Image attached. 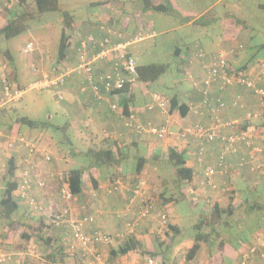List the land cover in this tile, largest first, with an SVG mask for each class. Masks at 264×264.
<instances>
[{"label":"crops","instance_id":"0c3cea01","mask_svg":"<svg viewBox=\"0 0 264 264\" xmlns=\"http://www.w3.org/2000/svg\"><path fill=\"white\" fill-rule=\"evenodd\" d=\"M153 1L155 3H160V1ZM167 1L169 2L168 4L171 6L172 11L171 13H164H170L173 15L180 16L182 19H184V21L177 27L188 28V30L190 29L191 31V35H189L188 37L186 36L184 39H182L184 44L183 48H174V56L177 59L176 63L178 70L185 72L187 75L191 74L193 77L201 78V76L203 75V71L196 57V53L199 49H203L208 55H214L220 48L233 47L240 44L242 45V47L238 48L235 52L234 57H232L231 67L235 70H238L240 68H244V66L246 65L254 64L251 61L238 63V61L240 60L241 51H243V49L246 47L245 41H247L251 37V30L249 27L250 18L248 15H244L242 13H235L233 11L230 12L215 9V4H212L205 10H203L201 13L202 15H200H207V19L199 21L198 24L194 25V23L196 22L194 21V17H192L194 14L188 15L187 12L183 13L181 8L175 7L172 4V0ZM98 3L106 4L107 1H102ZM260 4L264 3H256V6L262 9L260 7ZM117 8L119 9V7ZM117 8L101 9V11L98 12L93 18H88L79 22L76 21L73 27V32L70 34L69 45H67L64 57L60 59L64 70L59 69L58 66L55 65L52 67L49 73L44 74L46 76H56L60 73H64L65 71L74 68L78 64L79 61L76 52V47L78 46V38L76 36L77 32H80L84 36L87 34H93L97 39H101L105 35H107L110 40V45L119 42H129L131 44L138 41H142L146 37L154 36L156 34L153 28L154 25H152V23L145 24L142 20H138L137 14L134 15L133 24L130 23V20H128L127 22L120 21V16H118L119 10ZM2 10L3 9L0 7V26H2L7 21L5 14L1 13ZM190 24H193L194 26L190 27ZM227 24H237L238 31L234 33H227L230 32L227 27ZM102 25L110 26L113 31L111 33H106L105 31L100 29V26ZM210 26L215 27L216 31L209 32ZM139 32L141 34H144L143 37L141 39H135L136 35ZM147 32L152 33L147 34ZM162 32L165 31H161L160 33ZM220 32L222 33V35L220 37H216L217 33ZM195 33L196 35H192ZM98 49V46L91 48L89 55L92 56L98 51ZM128 50L132 55V51L129 49V46ZM5 55L9 56L10 54L5 53ZM137 65L139 66L141 64L137 63ZM235 65H239V67H236ZM92 66L94 68V73L97 75L100 72L109 70L111 67V62L96 59L93 60ZM84 81V75L78 73L71 74L70 76L65 78V81L61 85L55 88L60 92V94L62 93L64 96L61 100L63 101L61 107L62 110L66 112L67 119L64 121L63 126L51 125L49 121H46L48 122V125L43 127V129L38 132V134L36 135L35 143L25 138V132L22 128L20 129V135H12V137L23 138L38 147L40 156L35 160L36 164L41 169L43 177L49 179L48 174L51 172H55L58 170L68 172L70 169H73L62 168V161L66 163L67 161H69V159L67 160V158H65L66 153L60 147L58 140L53 139L50 133L48 132L49 128L54 127L55 129H63V131L70 133L69 138H64V141L69 143L70 139L73 141V143L74 140L87 141L89 139H91L90 141L92 142L93 139H98L99 135H101V145L96 148L98 149L102 146L109 145L113 149V151L116 152L115 158H117V161H114L108 166L99 167L93 165L92 158H90V161L88 163L80 167L83 170L81 176L82 190L79 195L72 196L74 200V202L72 201L74 203V207H72V210L74 214H77L78 211L80 213L81 211L83 212L84 210L87 211L88 209H90V212H92V214L96 216V224L94 223V227H106L107 224H113L114 219L119 220L121 224L119 225L120 227H122L123 223L120 214L123 212L122 210H125L127 208V202L130 197V192L132 188L137 185L138 182L141 180V174L144 170L145 164L150 159V157L147 158L145 154L140 152V145L143 142L146 143V152L147 154L153 156L154 163V159H157V155H159V153H156V147L159 143L161 144V156L164 155L163 153L166 152L169 146L175 143H181L178 139L175 138L169 137L166 139L158 140L153 136H140L130 132V130H128L124 126L123 120L120 115L110 110L106 99H96L90 93L89 90L84 92L80 91L81 83ZM143 82L145 81H139L134 86V100L130 103L128 109V111L130 113H134L139 120L143 122L150 121L154 124H161L163 121L168 120L170 122V128L173 131H177L185 126H191L192 124H195L196 122L200 121V117L195 114L191 109V106H196L200 99V95L194 87H192L191 90L180 91L179 93H175L173 95H170L169 97L152 92H147L146 95H142L136 91V86ZM86 84L87 82L85 83V85ZM145 89L146 87H141L142 91H145ZM0 91L1 96L3 97L2 83ZM212 91L215 95L222 96L223 100L228 104V107H226V109L222 111L223 119L225 121L229 120L231 122H236V127L224 130L225 133L232 132L236 129L238 130L239 128H241L240 126L245 122H249L251 124H262L264 122L262 116L263 107L260 106L257 98L252 94L251 91L238 85L224 87L223 90H219L216 84L213 86ZM154 95L161 96L163 98H166L167 100H170L172 96L176 95L179 100V103H186L188 110L184 115L180 114L178 108H169L167 113L161 112L158 108H155L152 111H146L144 109V104L151 100ZM248 113H250V115H248ZM16 129L15 127L13 128L14 131ZM260 129H264V126H261ZM104 139L107 140V143L104 141ZM189 141H191V139ZM192 141L194 142V139ZM193 142H191L192 147ZM195 143L204 144V141L196 140ZM191 145L190 147L186 148L188 154L187 165L190 166L193 170L194 177L193 180L187 186H183H185L189 190L191 198L195 200L194 202H197V200H199L203 202V204L207 205L210 200L220 201V190H223V188L220 189L219 187H217L216 189H211L209 187H203L198 183V180L201 178L202 175L203 166L206 163L214 164L215 157L217 156V153L221 147L220 142L215 141L213 143L205 144L206 152L203 157L204 165H202L200 162H197V160L195 159ZM91 147L92 146L88 147L89 153H91ZM133 149L137 152L135 156H133ZM57 150H59L61 154H64V157L57 156L58 152L57 154L54 153ZM68 152L69 154L74 155L76 157L79 151L75 152L72 148H69ZM44 153H49L50 155H52V157L54 158L53 161H51L50 163L45 162L42 157ZM242 153L243 150H240L237 154H233L229 157L227 156V161L230 165V169L225 174L216 175L215 180L219 184V186L220 184L226 183L228 181L226 178L228 173L235 172L236 174H242L244 178L250 176L249 174L251 173L253 174V172L249 171L250 169L248 167L237 168L235 166L238 158ZM7 156L8 157H6L5 159H9L10 157L14 156L18 163H23L24 157H26L27 154L23 146H17L10 153H8ZM134 159L137 162L135 163V171H133V168H131V163H133L131 162V160L134 161ZM143 160V170L140 173H137L136 167L138 161L143 162ZM118 176H122L124 178L130 177V179H126V182L121 181L122 184H119L117 188L110 190L111 185L116 182V178ZM260 180L261 178H256L255 183L257 184V181ZM48 184L49 187L46 189V192L43 196L41 193L35 194L37 198L43 200L45 209H57L63 207L64 205H67L71 210L70 203L72 198L69 200V202H64L60 198V182L57 179H49ZM16 199L18 200L17 197ZM164 201L165 202H162L161 200L158 201L157 199V201L154 202L152 212L147 216L146 220L144 219L145 221L143 220L138 224V228L136 227L137 229H135L136 231L133 233L136 238L144 241V244L147 248L157 249L158 251H161L155 257L150 256L154 259V264H264V260L259 256V253L264 252V243H259L261 245H255V247L257 246V254H254L251 258L246 261L243 258V254L247 249L244 244L238 249L232 248V251H227L226 246L229 242H231V240L228 241L226 239L224 243L220 246H217V244H213L214 247L211 250H209L208 247L203 248L202 250L200 249L202 251H199L200 254H198V252L194 258L186 259L187 250L193 243H191V239L177 240V236L175 237L170 233V236L167 237V233L165 232L161 234V239L158 238V236H156L157 238L155 239H151L150 236L155 233L158 234L160 231H158V229L157 231L154 230V228L156 229V227L154 226V221L159 222L158 218L160 217V214L162 212H166V209L169 204L174 202L167 201V199ZM20 204V208H28L24 203ZM114 208L118 209L117 218L116 216L112 215L114 210L110 211V209ZM36 213L39 212L37 211ZM74 214L70 213L71 217L76 218L74 217ZM45 220L48 222V216ZM169 221L172 222V219L169 218ZM50 224L51 223H49V225ZM49 225L47 224V234L51 235V238H47L45 241H50V243L48 244L45 242L44 245V249H46L48 253V255L46 256L47 258L45 257V259H41V257L37 256V254L35 253V249H31L30 252L24 254L23 259H20V264H46L47 262H50L49 260H52L53 258L57 259V264H97L96 262H94L95 255H99L101 257V260H105L111 263L127 261L131 264H148L147 258L149 257L143 255L142 253H140V251L137 250L130 251L127 254L123 255L114 253V250L117 249L121 241V239L116 236V234L119 232L118 230L116 233L110 231L112 233L110 234L113 237L108 245H104L102 243L96 244L94 248V253L83 257L81 256L80 251L74 252L70 250V238L68 237L70 234V229L66 223L63 225L66 229L65 234L62 225ZM113 228L114 227H112L111 230ZM67 237L68 240L64 241V239ZM1 240H4V242H6L7 244L16 243L15 237L13 235L7 238H3ZM19 240L22 239L19 237ZM19 240H17L18 243ZM26 243L35 246L28 240L26 241ZM57 243L60 244L58 247L56 246ZM202 245L203 244H201V247ZM16 247L21 248L22 252H25V249H23L24 246L22 244L16 245ZM2 249L7 250L4 247H2ZM58 250L59 254L57 253ZM66 251H69L71 253H64ZM139 253L141 254V256H143L142 260H138L140 256ZM226 256L230 258V260H227ZM33 257L38 258L41 262L38 260L35 261ZM158 258H161V260H157ZM6 264L14 263L9 262ZM15 264L17 263L15 262Z\"/></svg>","mask_w":264,"mask_h":264},{"label":"rangeland","instance_id":"374dc122","mask_svg":"<svg viewBox=\"0 0 264 264\" xmlns=\"http://www.w3.org/2000/svg\"><path fill=\"white\" fill-rule=\"evenodd\" d=\"M102 1H107V3H98ZM155 1L162 2L163 0ZM165 1L167 0H164L163 2ZM260 2L264 3V0H172V4L175 7L181 8L183 13L187 12L188 15L194 14L192 16L195 19L194 21H196L194 25L198 24L199 21L207 19V15H200H202L201 13L203 10H205L212 4H215V9L230 12L233 11L235 13L248 15L250 18L249 27L251 30V37L247 41H245L246 47L243 49V51H241L240 60L238 61V63H244L246 61H251L252 63L264 62V9H260L256 6V3ZM58 6L62 9H66L69 13H71L74 22L93 18L98 12L101 11V9H113L119 7V9H117L119 10L118 16H120V21L127 22L128 20H130V23L133 24L134 15L137 14L138 18H136L138 20H142L145 24L152 23V25H154L153 28L156 34L154 36H148L142 41L131 43L129 45V49L132 51V55L136 63L141 65L151 62L165 63L168 65V69L165 73L160 75L157 80L153 82H143L137 85V88L135 87L136 91L142 95H146L147 92H152L169 97L170 95L179 93L180 91L191 90L192 84L190 82V79H188L185 72L177 69V59L174 56V48H183L184 44L182 39H184L186 36L188 37L189 35H191L190 29L188 30V28L177 27L184 21V19H182L180 16L170 14L171 12L164 13L149 9L145 6L143 0H59ZM1 13L7 15L6 10H2ZM16 13L17 10L13 9L7 15V19L13 17ZM194 25L190 24V27ZM63 27L64 23L62 17L57 10L46 11L41 13L37 18L29 19L27 21V28L22 33L10 38H4L0 36V90L1 79L7 78L15 87L22 91L20 98L15 101L6 102L4 104H1L3 99H1L2 96L0 91V108H8L14 115H26L37 122L49 121L51 125H64V121L67 119V114L62 110L61 107L63 101L57 99L60 95V92L55 89L56 87L52 86L39 89L28 88L31 83L39 79H42L44 77H54L46 76L44 74L49 73L53 66L56 65L59 69L64 70V68L62 67V63L58 59V46ZM227 27L230 31L227 33H234L238 31L237 24H227ZM161 31L165 32L160 33ZM214 31H216V28L210 26L209 32ZM65 32L66 34L70 35L73 32V27H66ZM149 33L152 32H147V34ZM141 35L144 34L142 33ZM192 35H196V33ZM221 35V32L217 33L216 37H220ZM29 42H32L34 44L35 49L31 53H26L24 51V48ZM5 52H8L10 55H5ZM5 66L7 67V70ZM236 67H239V65H237ZM66 72L67 71H65L64 73ZM71 74H77V72L72 70L67 74V77ZM142 86L146 87L145 91L141 90ZM61 95L63 96L62 93ZM6 114L8 115L7 111ZM0 119H4V121L8 120L7 122H9L10 120V118L5 114L2 116V118L0 117ZM22 127L25 132V134L23 133L25 135V138L34 143L36 142V135L40 130L43 129V127L41 126L32 127L31 129L26 126ZM10 132L11 131L7 129L6 125L3 126L2 129L0 125V134L4 136V138H11L12 135ZM48 132L53 139L58 140L60 147L66 153L65 158H67V160L69 159V161H67L66 163L62 161V168L64 169L82 167L83 165L88 163L91 158V153L88 152V147L92 146L91 148H96L101 145V135H99L98 139H93L92 142L90 141L91 139H89L87 141L74 140L73 143V141L70 139L69 143L65 142L64 138H69L70 133L63 131V129H55L54 127H51L48 129ZM4 138H2L1 140H3ZM69 148H72L75 152L79 151L76 157L69 154ZM160 149L161 144L159 143L156 147V153H159V155H157L158 158L154 159L153 163V156L147 154L146 152V143L143 142L140 145V152L145 154L147 158L150 157L148 162L145 164L140 181L144 182L146 186L147 195L152 204V207L157 199L158 201L161 200L162 202H165V197L174 195L177 200L169 204L166 212H162L167 214L166 221L163 222L160 217L158 218V215L157 218L159 222L153 220L154 226L156 227V229L154 228V230L157 231L158 229V231H160L158 234L155 233L150 236V238L155 239L157 238L156 236H158V238L161 239V234L163 232L167 233V237L170 236L169 234L171 233V231H169L166 227L167 222H169L170 218L172 219L173 224H177L182 229L181 234L177 235V240L191 239L192 243L193 237L197 231L194 227V224L199 219L200 214H205L207 212L210 213L212 207L210 208L209 204L205 205L199 200L192 203L188 189L185 186H182L180 190L178 189V187H176V185L174 184V168L166 161L167 150L165 153H163L164 155L161 156ZM132 151L133 156H135L137 154L136 150L133 149ZM54 153L59 157H64V154H61L59 150L55 151ZM53 159L54 158H52V161ZM131 162H133L131 163V168H133V171H135V163L137 162L135 159L134 161L131 160ZM4 174L0 179V189L2 187L1 180ZM249 175L250 176L244 178L242 174H236L235 172L228 173L226 176L228 181L226 183L220 184V186L215 180V183H217V187H219L220 189L223 188V190H220V202L223 205L227 204L229 200L228 194L232 189L234 190L235 196H237L234 200L236 211L230 218L233 222V228L229 230L228 233L225 232L221 236L223 240H231V242H229L226 246L227 251H232V248L238 249L240 248V246L242 247L243 244L247 248L248 246L261 245L259 243H264L263 211L252 210L250 213L245 214L244 216L241 215L247 204H252L253 202L258 204L264 201V176H262V173L254 172L253 174L251 173ZM128 178L130 179V177L124 178L122 176H118L116 179H119L122 182H126V179ZM256 178H261L260 181H257V184L255 183ZM61 200L64 201L63 199ZM244 200L248 202L245 203ZM72 201L74 202L73 198L71 199V210L69 208V212L71 214H74L72 210V207H74V203ZM49 211L50 210L45 209L44 206V212L47 213ZM110 211H113V214H111L116 216L117 218L118 209L114 208L110 209ZM36 212L37 209L34 210L30 209L29 207H21L16 213V216L21 219V224H19L18 226L17 233L13 235L15 237L16 243L7 244L6 242L0 241V247H4L5 249H7V251H22L21 248L16 247V245L22 244L24 246L23 249H25V253L30 252L31 249H35V253L37 254V256H40L41 259H45V257L48 255L46 249H44L45 240L47 238H51V235L47 234V225L42 235L44 241L36 237H32L30 238V240H28L35 246L29 245L20 237V233L23 232V230L25 231L26 224H32L37 218H39L40 215L43 216L44 219H47L45 213ZM84 212L92 214V212H90V209H88L87 211L84 210L80 213L78 211L77 214H74V217L81 218ZM94 217L96 218V216ZM47 224L49 225V223ZM119 224V220L114 219V223L107 224L106 227L101 226L98 228L90 225V228L87 229V233L93 232L95 230L102 233L109 232L108 234L111 233L110 231L116 233L117 230L120 231L122 229V227H120L121 224ZM50 225L63 226L64 224L62 223L55 225L54 223H51ZM112 227L114 228L111 230ZM2 231L3 230L0 225V234ZM63 231L65 234L66 229L64 228ZM19 237L22 240H19ZM68 237L70 238V234ZM68 237L65 238L64 241L68 240ZM17 240H19V243L17 242ZM218 243V240L214 241V244H217V246ZM202 244L203 245L201 247V250L207 247L209 250H211L214 247L213 244ZM201 250L200 252H202ZM67 252L69 251H66L64 253L67 254ZM200 252L198 254H200ZM57 253L59 254V250ZM139 255L140 256L138 260H142L143 256H141L140 253ZM33 259L35 261H40L36 257H33ZM226 259L230 260V258H228L227 256ZM157 260H161V258H158ZM10 263L15 264V262Z\"/></svg>","mask_w":264,"mask_h":264},{"label":"built area","instance_id":"2783aa9c","mask_svg":"<svg viewBox=\"0 0 264 264\" xmlns=\"http://www.w3.org/2000/svg\"><path fill=\"white\" fill-rule=\"evenodd\" d=\"M12 0H0L2 6H10ZM100 29L106 33H111L113 29L110 26H100ZM78 38V46L76 47L78 55V64L72 68L78 74L84 75L86 85L80 86V91L89 90L90 93L98 100L106 99L108 106L112 112H116L123 120L124 126L130 132L140 136H153L158 140L166 138H175L181 144L174 145L180 147H190L193 142V155L197 162L203 164V157L206 152V143L219 141L221 147L215 157L214 164L206 163L202 169L201 178L198 183L203 187L216 189L215 177L219 174H225L230 169L228 157L237 154L240 150L243 153L238 158L235 166L237 168L248 167L251 172L264 173V129L256 134H246L240 129L225 133L228 128H235L236 122L229 120L225 121L222 117V111L228 107L227 102L222 96L215 95L212 91L216 84L219 90L224 87L238 85L249 91L257 98L258 103L264 108V62H256L253 65H246L244 68L235 70L231 67V60L235 52L242 45L233 47H223L218 49L214 55H208L203 49H199L196 57L203 71L201 78L193 77L188 74L192 87H194L200 95L199 102L196 106H191L195 114L200 117V121L185 126L177 131L170 128L168 120L161 124H154L150 121L143 122L139 120L134 113L125 114L122 109V100L128 98L133 93L134 86L139 82V74L137 72V63L128 50L129 42H119L110 45V40L107 35L101 39H97L93 34L83 35L80 32L76 34ZM143 35L139 32L135 39H141ZM69 41V39H68ZM98 51L90 56L91 48L97 47ZM35 49L32 42L26 44L24 51L31 53ZM101 59L111 62L109 70L100 72L97 75L94 73L92 66L93 60ZM67 70L66 73H60L54 77H44L33 83L28 88H46L57 86L65 81L67 74L72 71ZM2 93L4 104L9 101H15L21 97L22 91L15 87L7 79L3 78ZM62 100L60 94L57 98ZM236 104V103H235ZM158 108L161 112L167 113L170 108V100L161 96L154 95L151 100L144 104L146 111H152ZM250 115V113H248ZM0 134V179L6 172L7 160L5 159L17 146H23L27 156L24 157L22 166L18 173V184L14 191L20 203H24L30 209H37L39 213L44 212L43 200L35 196L36 193L44 192L49 187V179H57L60 182L59 195L61 199L69 202L72 195L69 189L68 172L55 171L48 174V178L43 177L41 169L36 164V159L40 156L38 147L26 141L23 138H4ZM191 139V141H189ZM196 140L204 141V144H196ZM228 156V157H227ZM45 162L50 163L52 156L49 153L42 155ZM122 182L117 179L111 185L110 190L117 188ZM194 192V191H193ZM193 201H195L192 198ZM120 214L123 225L122 229L116 234L119 239L135 232L138 224L147 218L152 212V204L147 195V189L144 182L140 181L135 185L127 202V208L122 210ZM48 216L47 223L67 224L70 229L69 248L71 251H80L81 256L86 257L94 253L96 244L102 243L108 245L111 242L112 235L93 231L87 233L90 225H94V215L84 212L81 218H73L70 215L69 207L64 205L57 209H51L45 213ZM161 220L166 221L165 213L160 214ZM257 247V246H256ZM255 245L248 246L243 254L244 260H248L254 254H257ZM25 252L22 251H7L0 247V264L9 262L21 263ZM259 256L264 260V252L259 253ZM94 262L97 264H131L127 261H119L111 263L101 260L99 255H95ZM148 264H154V259L147 258Z\"/></svg>","mask_w":264,"mask_h":264},{"label":"trees","instance_id":"16d2710c","mask_svg":"<svg viewBox=\"0 0 264 264\" xmlns=\"http://www.w3.org/2000/svg\"><path fill=\"white\" fill-rule=\"evenodd\" d=\"M58 1L59 0H12L10 6L6 7L0 4V7L3 10H6L7 15L13 9L17 10V13L13 17L7 19V21L2 26H0V36L4 38H10L15 35H18L26 30L27 21L29 19L37 18L41 13L46 11L57 10L61 15L64 23L58 46V59H62L64 57L67 45H69L68 39L70 37L69 34H66L65 28L69 26L74 27L76 21H73V16L71 13H69L66 9H62L58 6ZM143 2L146 7L155 11H172L171 6L168 4L167 1L155 3L153 0H143ZM260 7L264 9V4H260ZM7 15H5L6 18ZM167 69L168 65L165 63H148L139 66L137 65L139 81L153 82L157 80L160 75L165 73ZM7 80L11 82L9 79ZM62 83L58 84L57 86L61 85ZM82 85H85V81L81 83V86ZM133 100V93L130 97L124 98L122 100L121 108L125 114L129 113V105L131 102H133ZM172 108H178L181 115H184L188 110L186 103H179V100L176 95L170 98V109ZM0 109L1 118L4 114L10 118L9 122H7L8 120L4 121V119H0L1 129L3 126L6 125L7 129L11 131V135H20V129L23 128L22 126L32 128L37 126L45 127L48 125V122L46 121L37 122L26 115H14L12 114V111L8 108ZM6 111L8 115L6 114ZM262 116L264 119V108ZM261 126H264V122L262 124H251L249 122H245L240 126L241 128L239 129L246 134H256L259 132ZM14 127L15 129L17 128L15 131L13 130ZM104 141L106 142L107 140L104 139ZM115 153L116 152H114L109 145L102 146L98 149L91 148L92 164L99 167L108 166L114 161H117V158H115ZM166 155L167 163H169L174 168V184L180 190L183 185L187 186L193 180L194 177L193 170L190 166L187 165L188 154L186 148L173 144L167 149ZM21 166L22 163H18L14 156L10 157L7 160L6 172L1 180L2 187L0 189V225L3 231L0 234V241H2L1 239L3 238H7L11 235L16 234L18 226L19 224H21V219L16 216V213L17 211H19L21 204L14 195V191L18 184V173ZM143 167L144 160L143 162L138 161L136 167L137 173H140L143 170ZM82 173L83 170L81 168H73L68 171V183L72 196H77L81 193ZM262 176H264V173H262ZM189 195L190 199L192 200L190 192ZM228 196L229 200L226 205H223L219 200H210L208 204L210 208L212 207L211 212L200 214L199 219L194 224V227L197 231L194 235L192 245L187 250L186 259L194 258L200 251L202 243L214 244V241L216 240L219 241V246L224 243L225 240H223L221 236L223 233H228V231L233 228V222L230 218L236 211L234 199L237 196H235L233 189L230 191ZM165 199H167V201L177 200L174 195L165 197ZM247 202L248 201H245V203ZM192 203H194L193 200ZM252 210L263 211L264 221V201L258 204L255 202H253L252 204H247L241 215L244 216L245 214L250 213ZM46 225L47 222L44 217L39 216V218H37L32 224L25 225V231L23 230V232L20 233V237L25 241L30 240V238L32 237H36L38 239L40 238L44 241L42 235L46 229ZM166 227L169 231H171L172 235L175 237L182 231V229L177 224H173L170 221L167 222ZM45 242L48 244L50 243L49 241ZM59 245L60 244H57V247ZM135 250L140 251V253L148 257H155L158 255L159 252H161L157 249L147 248L143 240L136 238V236H134L133 234H130L121 239L117 249L114 250V253L123 255ZM56 260V258H53L52 260H49L50 262H47L46 264H57Z\"/></svg>","mask_w":264,"mask_h":264}]
</instances>
